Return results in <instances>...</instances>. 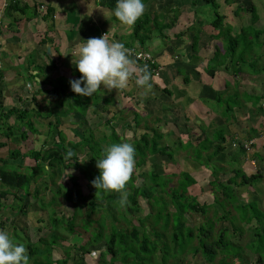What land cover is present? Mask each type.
Masks as SVG:
<instances>
[{
    "label": "trees",
    "instance_id": "obj_1",
    "mask_svg": "<svg viewBox=\"0 0 264 264\" xmlns=\"http://www.w3.org/2000/svg\"><path fill=\"white\" fill-rule=\"evenodd\" d=\"M96 1V4L99 6L112 8L111 10L115 9L117 3V0ZM148 1L142 0L144 4ZM201 2L213 7L215 18L210 25L213 29L220 30L217 33L219 36H211L212 38L216 37L217 43H213L214 51L205 63L213 64L220 59L217 66H223L226 69L230 66L231 69L228 74L231 75V78H236V81H239L237 80L239 74H248L252 71L249 69L244 73L241 69L244 66L240 62L244 60L247 53L254 51L253 37L257 40L261 33V30L253 29L251 26L258 20L256 8L253 5L246 8L238 4L234 10L232 20L238 18L241 12L249 13L251 24L247 27L242 25L235 26L236 29L234 30L236 31H233L231 24L222 25L224 19L223 15H219L217 12L216 8L219 5L217 0H201ZM223 2H228V0H223ZM18 8L17 0H7L5 8L7 11ZM173 10L171 9L172 12ZM160 17L164 21L162 15L159 13H144L137 20L132 29L137 38L143 36L142 39H138L140 46L146 40L145 36L151 33V28H149L152 27L150 19H153L155 29L158 28L160 30L159 34H157L159 37H164L162 30L166 27L171 28V23H167V25L161 23ZM45 18H48V14ZM141 31L145 33L143 34ZM182 35L181 31L177 34V38H181ZM198 38V34L191 36L192 53L197 51ZM249 39L252 41L250 40L251 42H249ZM41 44H43V41ZM256 51L259 52V50ZM260 56L258 55L257 59H254L255 63L251 67H256ZM31 60L32 63H35L33 57ZM54 65V62L49 61V68H53ZM2 71L0 72V76ZM42 71L45 70L43 69ZM259 72L261 71H257V73ZM243 82H239V86ZM229 84V79H227L225 86L228 87ZM81 86L83 87V84ZM67 90L68 86L61 87L56 85L52 89H47L46 92L49 91L56 94L64 92L65 108L68 109L60 111L59 115L55 117L49 114L41 117L42 114L38 113L40 118L48 121L47 130L42 135L47 138L49 134L55 133L52 145H46L45 141L40 148H35L33 145L24 154H20V151L14 150L11 152L12 157H14L12 154L16 153L23 160H27V162L24 161V165L22 166L24 172L19 173L16 170L0 171V186L2 188L5 186L10 187V189H16L17 192L23 191L26 195H30L37 200L38 204L44 209L50 208L59 199H62L64 205L66 203L71 205L72 213L64 216L67 221L61 219L62 223H56L55 219H53V229L57 231L62 227L64 230V237L60 240L55 239L52 241L54 243L53 246L60 248L59 246H63L64 244L65 256L66 253L70 254V250H74L75 252L77 250L80 251V256L75 262L76 264L82 263L84 256H90V247H100L102 246L100 244L104 245V250L99 251L98 258L104 259L108 256L110 264H183L186 258L190 257L196 260L199 259L205 264H234L235 262H238L237 264H248L247 251L256 254L257 262L263 264L264 211H259L254 201L244 204L239 203L237 189L233 188V190L232 185H230V183H233L234 186L247 185L254 187L257 181L262 180L263 176L260 171L246 174L243 172L241 165L238 164L236 168L232 169L234 174L227 180V183L220 181L218 176L224 169L217 167L213 158L225 151L224 144L227 142V139L223 132H217L213 136V141L206 138L200 139L198 145L196 144L192 148L193 160L195 162L199 161L201 152L213 149L212 152L206 155L204 164L202 163V165L203 168L210 171L211 177L208 180V187L214 189L212 187L216 186L221 191H219L220 195H216V192L213 191L210 203L202 202L200 196L189 194V189L197 184L196 179L192 176L193 172L188 173L185 170L175 173L171 172L170 168L169 171L166 169L168 163H173L174 154L173 150L168 147H163L160 150L159 141L163 136L158 133L156 128L151 129V134H148L147 129L149 128L145 124L143 132L139 136H136V132L131 130L129 121L122 118L121 112L108 116L110 113L107 112V108L103 109L112 104L113 99L111 97L100 98L98 92L91 97H84L75 94L70 88ZM225 92L217 90L214 100L220 105H224L225 110L229 112L233 107L221 103ZM244 95L245 99L249 97L248 92H245ZM73 98H76L78 102L76 108H79V110H76L75 105L70 103ZM251 99V97L248 98L246 102H250L253 107ZM101 104L105 107L101 108ZM15 110V108L8 110L9 115L14 114ZM27 112V110L17 111L16 116L18 120L20 119L22 122V118L26 116L25 113ZM89 112L93 117L102 120L100 124L102 128L100 126L89 127L87 120ZM1 116L5 117L7 114H2ZM132 116V122L138 128L140 126V119L137 114H133ZM51 118H54L56 122ZM60 119H70V121L68 120L69 123L74 120L73 125L78 126V129L81 130V137L68 141L63 133V129L56 127L60 125ZM113 121H117L120 124L119 128L115 129L112 127L111 123ZM123 123L125 124L124 129H122ZM30 127L31 129L34 128L36 134H38L36 126L31 122ZM54 129L55 131H53ZM119 129H122V133H118ZM128 133L131 134L129 139L127 136L124 137V134L127 135ZM20 137L26 143L30 135L23 131L20 133ZM74 137L77 136L74 135ZM124 140L134 145L136 163L132 178L125 189L127 192V202L124 207H120L118 203L120 193L101 192L99 196L95 197L96 189L92 186L91 182L100 174L99 169L96 167V160L102 158L103 149L110 144L123 142ZM213 142L217 143V145L213 146ZM46 146L47 148L45 149ZM69 149L75 152L76 155L71 159H66V153ZM157 155L166 157V161L159 160V169L161 167L162 170L156 169L152 164L154 161L151 162L149 159V157ZM243 156L244 150L241 149L239 155L234 157L230 161V164L234 165L233 162L244 158ZM253 158L263 160V157H260L259 154H253ZM155 159L160 158L155 157ZM73 172H77L82 176L80 179L85 183V194L82 193V186H79L78 178L76 175H73ZM175 177H177L176 185L168 187ZM41 178L43 182L34 188L33 193H30L31 182L36 183ZM64 180L68 181V186L63 184L62 181ZM138 180L140 184L137 186L136 181ZM10 189L9 191L0 192V198H3L1 196H6L5 198H7L8 195L16 196ZM49 194L51 198L47 199ZM70 194L72 195L70 196ZM139 199H144L145 206L139 203ZM227 206L233 207L234 214H230L226 210ZM210 209L213 211V217L208 218L206 222L198 226L187 223V217L191 214L201 212L205 215L209 213ZM219 212H222V215H219ZM236 212L241 215L238 222ZM46 215L48 219L47 212ZM233 220L236 221V226L230 223ZM218 221L229 222L230 227H217L216 223ZM37 222L43 223L45 221L39 218ZM253 222V227L247 229L249 230L247 231L249 241L242 245L241 239L246 233L242 224L250 225ZM36 232L40 233L41 228H37ZM83 234L87 235L85 241H82L81 244L72 243L70 245L67 237ZM44 239L40 238V241ZM52 248L51 245L49 247L46 246L41 252L42 254L38 255L35 242L28 241L27 250L29 256L36 259L35 264H67L68 258L65 256L60 259L53 258V261L48 259L49 261L37 263L38 256L41 258L42 255H48V258L50 257L51 259Z\"/></svg>",
    "mask_w": 264,
    "mask_h": 264
},
{
    "label": "crops",
    "instance_id": "obj_2",
    "mask_svg": "<svg viewBox=\"0 0 264 264\" xmlns=\"http://www.w3.org/2000/svg\"><path fill=\"white\" fill-rule=\"evenodd\" d=\"M96 2V0H17L19 8L7 11L5 9L7 0H0V62L3 64V71L0 76V171L16 170L19 173L24 172L22 166L24 165V161L27 162V160H23L21 157L17 156L16 153L12 154L14 155V157H12L11 152L18 150L20 154H24L28 149L33 147V145L35 146L40 138H42L41 146L44 144V139L46 137L42 135L44 132L42 127L47 130L48 121L39 117L38 113H43V110L39 109V107H45L44 104L52 105L53 103L52 100L48 102L47 97L50 98V95L46 92L48 88L46 84L49 82L48 79L54 82L52 78L55 77L56 70H58L57 74L66 80V83L70 80H78L81 78V74L73 63L78 59V57L73 54L76 45L83 43V41L86 42L89 38L102 37L103 33H107L110 41H119L124 44L126 48L132 46L145 50V42H151L152 37L149 38V35L148 39L144 40L142 46H140L138 39H142L143 36L137 38L133 32V26L131 28L122 26L115 18L111 10L112 8L109 9L99 6ZM27 11H30V13L27 14ZM47 14L48 18H45ZM162 18L164 19V17ZM165 31L167 30H162L164 36ZM261 32L264 33V30H261ZM155 35L157 36V34ZM213 35L215 34L211 36ZM215 36L213 37L215 38L214 42L217 43ZM158 38L160 39L161 37L158 36ZM160 40L157 45H152V47L149 46V48L154 47L156 51H158L160 45H162ZM42 41L43 44H41ZM47 47H49L50 50L49 55L46 54ZM262 49L263 47L261 50ZM164 51L154 55L157 65H160L163 70L160 72L159 77L153 78V87L150 92L145 94L143 89L138 88L136 84L134 85L135 82L130 81L128 88L123 92L114 93V97L119 96V98H123L121 100L122 104L126 102L128 105L126 107L129 109L134 107V111L131 112V115H138L140 125L143 123V126L145 124L147 125L146 120L141 119L142 116L150 117L151 124L148 123L149 125H147L149 128L147 129V133L151 134V129L156 128L158 133L163 136L159 141L160 150L163 147H168L173 150V163L167 165L166 169L169 171L170 168L171 172H173L171 166L173 167L178 163L179 169L177 173L185 171L180 164V160H183L181 159L182 157L187 158L186 160H190L197 165H199V163L201 165L202 163L204 164L206 155L212 152L213 149L211 148L209 151L201 152L199 161L195 162L193 160L192 148L196 144L198 145L200 139L206 138L213 141V136L217 132H223L227 139V142L224 144L225 151L213 158L217 167L223 168V166L218 165V163H220L218 158L222 154H225L226 151L231 149L237 150L234 157L239 155L241 148H239V146H232V143L236 140L240 143L247 141L254 142L249 151H244V158L251 151L253 154H259L260 157H264V137L256 138L258 133L261 134L264 131V125H260L259 130L254 126H250L240 135L229 130L230 135H228V127L234 128L233 125L237 123L238 112L245 109L247 113H255L251 110V108L254 109L252 104L245 101L242 102V109L233 108L229 112L226 111L224 105H220L214 100L217 90L223 93L226 90L225 93L228 94L227 89H224V87H226V82L224 81H227V79L223 78L221 79L222 81L219 80L218 83L215 80V74L219 71H213L212 73L209 71L206 74L205 68L201 65L205 63V59L203 58L200 63H197L199 58L195 56L197 60L195 59L196 62L193 63V55L191 53H186V51H184L185 53L183 54V56L186 57L184 59L186 64L180 63L179 68H176L174 67L176 60H173V62L170 61L171 56H167ZM261 56H264V53H262ZM32 57L35 63H32ZM49 61L55 63L53 68H49ZM180 66L183 68L184 66H200V69L191 70L189 68L188 71H183ZM15 67L17 68L16 71ZM218 67L223 66H217V68ZM43 69L45 71H42ZM229 69H231L230 66ZM261 71L260 74H263L264 67ZM182 72L185 76H182ZM189 72L195 73V78H198L199 75L201 76V73L205 74V77L203 79H198L196 82L185 83L184 79H187L186 75ZM219 74L225 75V73L222 72ZM234 79L236 81V78ZM237 80H239L236 81L237 85L239 82L241 83V81H244L241 86L237 87L238 94L248 92L250 95L255 92V84H252L253 81L251 77L246 73L239 74ZM245 82L247 83L245 84ZM204 86H207L205 90ZM257 88L258 87H256V89ZM99 91L100 98H108V96L104 95L106 89L103 85H101ZM226 94H224V98ZM262 97L263 96L260 95L261 101L264 100ZM198 99L200 101H198ZM261 107L263 106L261 105ZM13 108L16 109L15 113L9 115L8 110ZM23 110L28 111L25 113V118H30L28 122L33 123L38 130L37 136H30L26 143L25 141L23 142V138L20 137V130L14 131V128L17 126L20 127L22 123L20 119L18 120L16 112ZM227 112L228 114L226 115ZM2 114H7V116L3 117L1 116ZM29 114H31V117L27 116ZM32 114H34L35 117L32 116ZM227 116L231 118H226ZM12 118H14L15 121H12ZM25 118L22 119L26 120ZM249 118L247 120H249ZM51 119L56 122L54 118ZM66 120L67 119H60V125L55 126L63 129V131H73V128L76 127L73 125L74 121L72 120V122L69 123L70 119H68L69 121L67 120L68 122ZM128 120L126 119V121ZM17 121H20L19 124L16 123ZM231 122H233V124H230ZM254 129L255 132L253 133ZM183 130H186L187 135H184L185 132ZM53 131H55V129ZM63 133L67 138L65 132ZM54 138L55 133L52 139L53 141ZM74 138L75 137H73V139ZM67 140L70 141L68 138ZM46 143L47 142H45V144ZM261 143L263 144L260 147ZM46 145L51 146L52 144ZM216 145L217 143L213 142V146ZM46 148L47 146L45 149ZM180 154L183 155L180 156ZM155 157L160 158L161 161H166L165 156L161 157L157 155ZM155 157H149L150 161H155ZM244 158H240V161L243 162ZM202 166H200V171L201 168H203ZM160 170H162L161 167ZM200 171L198 173H196V171L192 173L197 184L189 189V194L190 191L193 190L192 188L195 187L199 189L200 194L193 195L200 196V199H204V197H207L204 196L207 188L211 193L212 189L208 187V182H201V176L197 175L202 174ZM207 177H210V172ZM42 182V178L38 179L36 183L32 182L30 187L34 186L35 188ZM204 185L205 187H203ZM203 188H205V190ZM9 189L10 187L4 186V188H2L0 186V192L9 191ZM10 190L12 193H15L16 196L13 197L8 195L7 198H5L6 196H1L3 198H0V230L6 231L9 236H12V234L18 231L24 232L25 236H29L30 239L29 234L37 235L34 228L37 226L36 223L38 222L36 220L38 219L37 217L34 218L27 215V203H24L25 201L27 202V199H24L23 204H21L22 198L26 194L23 191L17 192L16 189ZM28 198H30V195ZM30 200L34 202L32 197ZM17 201H19V203ZM36 203L38 204L37 200H35V205H37ZM29 206L33 207L31 203ZM35 209L41 211L37 209V207ZM29 227L30 233H28Z\"/></svg>",
    "mask_w": 264,
    "mask_h": 264
},
{
    "label": "rangeland",
    "instance_id": "obj_3",
    "mask_svg": "<svg viewBox=\"0 0 264 264\" xmlns=\"http://www.w3.org/2000/svg\"><path fill=\"white\" fill-rule=\"evenodd\" d=\"M233 1V2H232ZM236 3H235V2ZM217 2L219 3L217 9V12L219 13V15H223V22L222 25H225L227 23L231 24L233 26V31H236L234 29L235 26L238 25H242V26H248L250 25V21H251V16L249 13H240L238 18H235L234 20V10L237 7V5H241V6H245L246 8H249L250 5H253L256 9V13L258 16V20L256 21V23H254L252 26L253 29L256 30H264V0H228V2H223V0H217ZM146 10L144 13H155V14H161L162 17H164V21H162L161 17H160V21L161 23L167 25V23H171V28L166 27L164 33H165V38L161 37L160 39L158 38V36H156L155 34H159L158 32H160V30L157 28L155 29L154 25H153V19H150V24H152V27L150 30V37L151 38V42H145V50L147 49V51L149 50V52L152 54V56L154 57V55L161 53L162 51H164L166 53L167 56H171L170 61L173 62V60H176L174 63V67H178L180 63H184L186 64V61H184V59L186 58L185 56H183V54L185 53L184 51H186V53H191L194 57L192 58V62H196L197 58L195 56H197L199 58L197 63H200L201 59H205V61H207V58H210V56L212 55L214 49H213V43H214V39L212 38L211 35L215 34L217 35L218 32H220V30L218 29H213V27L210 25L211 22L214 20L215 18V14H214V9L213 7H211L210 5L204 4L203 2H201V0H149L146 4ZM171 9L173 10V12L171 11ZM112 12L114 13V10H112ZM27 14L30 13V11L26 12ZM176 16V17H175ZM84 20V19H83ZM228 25V24H227ZM45 31V30H44ZM182 31L183 35L181 36V38H177V34L180 33ZM143 34L145 33L144 31H141ZM200 35V37L198 38V45L196 48V52L192 53V49H191V36L193 35ZM149 36V35H148ZM148 36H145V39H148ZM252 37V36H251ZM126 38V37H124ZM159 40L161 41L162 45H160V49L158 51H156V48H149V46L152 47V45H157L159 43ZM251 39H249L248 41H250ZM263 42H262V41ZM139 43V41H138ZM184 43V44H183ZM253 50L251 53H247L244 57V60H242L240 62V64H242V71L245 73L247 70L251 69L252 71H250L247 75L251 77L252 79V84H255V92L253 94H250L248 98H252L251 102H253V107L254 109L251 108V110L255 113H247L245 111V109L241 110L240 112H238V116H237V123H235L233 125L234 128H230L228 127V131H234L236 132V134L240 135L242 134L244 131L247 130V128H249L250 126H254L257 130H259V126L260 125H264V100L261 101L260 95L263 96L262 98L264 99V73L260 74L263 70L264 67V56H260V59L258 61V63L256 64V67L253 68L251 67L252 64H254L255 60L257 59L258 55H261L262 53H264V33L261 32L260 36L258 37V39L256 40L255 37H253ZM263 43V44H262ZM224 47V46H223ZM263 47V49L261 50V48ZM256 50H259L256 51ZM180 57V58H177ZM196 59V60H195ZM220 62V59H218L217 61H215L213 64L210 63H202V67H204L206 74L210 71V73H212L213 71H219L217 74H215V80L218 81L221 79H229V86L228 87H224V89L227 88L228 94H226V97L223 98L221 100L222 104H228L230 106H232L233 108H238V109H242V102L247 101V99H245V95L244 94H238L237 93V87L239 86V84L237 85V82L231 78V75H229V67L226 69L224 67H218L217 68V63ZM191 66V65H190ZM190 66H184V68L182 66H180L181 69L184 70H189V68L191 70H196V69H200V66L196 67H190ZM16 67H15V71H16ZM217 69V70H216ZM57 71H55V77L52 78L54 79V82L50 81L47 82V89H52L53 86H68L71 89L70 83H66V80H64L63 78H61L58 74ZM166 71V70H165ZM257 71H261L259 73H257ZM225 73V75L223 74H219V73ZM165 73V72H164ZM209 73V74H210ZM193 74V75H192ZM77 75V74H76ZM183 72H182V76H183ZM195 73H188L186 75V80L185 83H191V82H196L198 81V79H203L205 77V74L201 73V76L199 75L198 78H195ZM185 76V75H184ZM231 78V79H230ZM250 79V78H248ZM222 81V80H221ZM134 82V81H133ZM227 82V81H224ZM135 85V83H134ZM211 85V84H209ZM153 87V86H152ZM204 90L207 88V86H204ZM212 87V86H211ZM256 87H258L256 89ZM46 89V90H47ZM63 93V94H62ZM61 94H56L53 92H47V94L50 95V98L47 97L48 102H51L52 100V105H46L44 104L45 107H39V109L43 110V113L40 112L39 114H42L41 117L45 116L46 114L51 115L52 117L58 116L60 111H63L65 109V94L64 92H62ZM114 93H117L115 90H112L111 92H109L106 89V93L104 95L111 97L112 100V104L109 106H103L101 104V108L106 109L107 108V112H109L110 114H108V116H111L113 113L117 114L119 112H121L122 118L124 120H128L130 123V127L131 130H134L136 132V136H139L142 133L143 130V124H141L138 128L136 126H134V122H132V115L131 112L134 111L133 108L131 107L130 109L126 106L127 103L125 102L124 104H122V99L123 98H119V96H115L114 97ZM98 94H100V91H98ZM249 94V93H248ZM103 95V94H102ZM256 96V97H254ZM101 97V96H100ZM104 98V97H103ZM125 101V98H124ZM198 101H200L198 99ZM73 103V105H75V108L77 107V100L76 98L71 99V102ZM201 103V102H199ZM263 107H261V105ZM37 110V109H36ZM76 110H79V108H76ZM105 112V111H104ZM72 114V113H71ZM31 114L27 115L28 117ZM32 116H34V114H32ZM252 116V117H251ZM15 117V116H13ZM35 117V116H34ZM229 116H227L226 118H228ZM251 117V118H249ZM25 118V117H23ZM221 118V116H220ZM231 117H229L230 119ZM249 118V120H247ZM26 119V118H25ZM27 118L26 120L22 121V123L20 124V127L17 126L14 128L15 130H20V133L25 131L27 133H29L30 136H37L36 132L34 130V128L31 129L30 127V123L28 122ZM142 120H146L147 125L151 124L150 121V117H146V116H142L141 117ZM224 119V118H223ZM88 125L91 128L94 127H98L100 126L102 128V126L100 125L102 123V120H100L97 117H93L92 114L89 112L88 114ZM100 120V121H99ZM12 121H15L14 118H12ZM74 121V120H73ZM233 121V120H232ZM20 121H17L16 123L19 124ZM149 123V124H148ZM112 127H114L115 129L119 128V123L118 122H112ZM230 124H233V122H231ZM23 127V128H22ZM258 127V128H257ZM121 128V127H120ZM125 128V124L122 126V129ZM122 129L118 130V133H122ZM42 130L45 131V129L42 127ZM184 131V130H183ZM230 131L229 134L230 135ZM65 132V134L67 135V138L69 140H73V135L77 136L75 138H80L81 137V130L78 129V126L73 128V131H69V130H65L63 131ZM70 132V133H69ZM184 135H187L186 130L184 131ZM209 132V130H208ZM261 132V131H259ZM73 133V134H72ZM41 135V134H40ZM51 135V136H50ZM48 136V138H45L44 140L47 142V144H52L53 142V137H54V133L50 134ZM131 134H124V137L127 136V138L129 139L131 136ZM209 135V133H208ZM73 136V137H72ZM264 137V131L260 134L258 133V135L256 136V138H262ZM48 139V140H47ZM35 142V141H34ZM41 142H42V138H40L38 140V143L35 144V148H40L41 147ZM264 142V139H263ZM263 143L260 144V147L262 146ZM233 146V145H232ZM178 148V146H177ZM254 149V148H253ZM237 150H229L226 151L225 154H222L221 156H219V160L220 163H218L219 166H223L224 171L220 172V175L218 176V178L220 179V181L227 183V180L233 176V171H231V168L234 169L238 166V164L241 165L243 172H245L246 174H251L254 173L256 171H260V173L262 174L263 178L262 180L257 181V183L255 184L254 187H250V186H239L236 185L234 186L233 183H230V185H232V189L236 188L237 189V196L239 197V203L244 204V203H249L251 201H254L257 205V209L259 211H264V157L262 158L263 160H257L256 158H253L252 154L253 152L251 151L250 153H248V155L245 156L243 162L240 161V159L235 160L233 164H230L229 162L231 161V159H233L234 154H236ZM183 154H180V156H182ZM191 158V157H190ZM204 158V157H203ZM180 160V164L182 165V167L184 168V170H186L187 172H194L196 171V173H198L200 171V166H202L200 163L199 165L192 163V161L190 160H186L187 158L182 157ZM83 160L85 161V159L83 158ZM160 159H155L154 163H152L156 169H159L160 166ZM153 161V160H152ZM151 161V162H152ZM170 163H168L169 165ZM148 166V165H147ZM146 166V167H147ZM151 167V166H150ZM203 167V166H202ZM172 171L173 172H178L177 170L179 169V165L177 163V165H174L173 167L171 166ZM160 170V169H159ZM202 172V174H197L198 176H201L200 180L201 182L205 181L206 183L208 182L209 178L207 177L210 171L205 170L204 168H201L200 173ZM30 173V172H29ZM204 173V174H203ZM73 175H76V177L78 178V183L79 186H82V193L85 194V183L83 181H81L80 177L82 178V176H80L77 172H73ZM206 175V176H205ZM211 177V175H210ZM176 181H177V177H175L173 179V182H170L168 187H174L176 185ZM63 184H66L68 186V181L64 180L62 181ZM32 183V182H31ZM137 186L140 184L139 180L136 181ZM205 187V185L203 186ZM212 188V193L211 191L207 188L206 194L204 196V199H201L202 202H207L210 203L211 202V198L213 197V191L216 192V195H220V189L218 190V188L216 186H213ZM193 190L190 191V194H200L199 189L198 188H192ZM205 190V188H203ZM234 190V189H233ZM34 191V186L30 187V193H33ZM220 191V192H219ZM211 193V194H210ZM72 194H70L71 196ZM211 195V196H210ZM31 198V196H30ZM30 198H28V195H24V197L22 198V202L21 204H23L24 199H27V215H30L31 217H34L37 219H44L45 222L43 223H36L37 226L36 228H34L35 230L37 228H41V232L37 233V235L35 236L34 234H29L30 235V239L29 236H25L24 232H15L14 234H12V236H10V238L13 240L14 243L17 244H23L26 249L28 248V241L30 242H35V247L38 251V255L42 254L41 252L43 251V249L46 246H52V258L50 259V257L48 258V255H42V261L41 258L38 256L37 258V263L39 262H44V261H51L53 258L54 259H60L62 257L65 256V246L63 244V246H59L60 248H58L57 246H53L54 243L52 241H54L55 239L60 240L62 239L64 236V230L62 227L59 228V230H54L53 229V219H55L56 223H62L61 219L67 221L64 216L65 215H69L70 213H72V209H71V205L66 203V205H64V202L62 201V199H59L58 201L55 202V204H53L50 208L48 209H44L40 204L35 205V199L32 198V200H34V202H32L30 200ZM51 195L49 194L47 199H50ZM29 201V202H28ZM19 203V201H17ZM30 203L33 205V207H30ZM139 203L142 206H145L144 203V199H139ZM37 207V209L41 210V211H37L35 208ZM254 209V208H253ZM223 210V209H222ZM226 210L228 212H230V214H234L233 211V207L232 206H227ZM250 210V209H249ZM30 212V214H29ZM46 212L48 214V219L46 218ZM64 212V214H63ZM237 214V212H236ZM219 215H222V212H219ZM213 217V211L212 209H210L209 213H206L205 215L202 214L201 212L198 213H194L191 214L189 217H187V223L188 224H192L195 226H198L199 224L206 222V220L208 218H212ZM236 219L237 222L239 220V218L241 217L240 214L236 215ZM67 218V217H66ZM32 219V218H31ZM233 219V218H232ZM37 221V220H36ZM27 222V221H26ZM133 223L135 225L136 222L133 221ZM230 223L234 226H236V221H230ZM28 224V222H27ZM254 222L251 223L250 225H245L242 224V226L244 227V230L246 231V233L243 235L242 239H241V243L242 245L246 242L249 241V235L247 233V229L253 227ZM29 226V224H28ZM216 226L220 227V226H227L230 227L229 222L223 221V222H217ZM51 228V229H50ZM19 230V229H18ZM30 227L28 229V233H30ZM40 231V230H39ZM32 233V232H31ZM66 235V234H65ZM86 234L80 235V236H69L68 241L70 242V245L72 243H77V244H81L82 241L86 240ZM40 238H45L44 240L40 241ZM74 238V239H73ZM38 241V242H37ZM102 246H97V247H90L89 248V255H86L83 257V261L80 264H110L109 263V257L106 256L104 259L103 258H98V253L99 251H103L104 250V245L100 244ZM27 254L29 256L28 250H27ZM37 256V255H36ZM80 256V251H74V250H70V254L66 253V256L68 258L67 260V264H76V259H78ZM247 256H248V264H262L257 262V258H256V254L251 253L250 251H247ZM30 259V264H35V258L29 256ZM49 259V260H48ZM53 261V260H52ZM238 262H235L234 264H237ZM115 264H120V263H115ZM183 264H205L202 261H200L199 259H194L192 257L190 258H186V260L183 262ZM264 264V262H263Z\"/></svg>",
    "mask_w": 264,
    "mask_h": 264
},
{
    "label": "clouds",
    "instance_id": "obj_4",
    "mask_svg": "<svg viewBox=\"0 0 264 264\" xmlns=\"http://www.w3.org/2000/svg\"><path fill=\"white\" fill-rule=\"evenodd\" d=\"M145 10L146 6L142 0H117L113 14L122 26L131 28L143 16ZM128 48L119 41H110L107 33L76 45L73 54L78 59L73 63L81 78L69 81L71 90L79 96L91 97L99 91L101 85L109 92H123L128 88L129 82L134 81L145 94L150 92L153 74L147 64L140 65L137 62ZM237 141L233 143L242 149ZM247 142H252L251 149L254 142ZM75 155L76 153L69 149L65 158L71 159ZM135 163V148L131 142L124 140L105 147L102 158L96 160L100 174L91 182L96 189L95 197L101 192L120 193L118 203L120 207H124L127 202L125 189L132 178ZM0 264H30L26 247L22 243H14L3 230H0Z\"/></svg>",
    "mask_w": 264,
    "mask_h": 264
},
{
    "label": "built area",
    "instance_id": "obj_5",
    "mask_svg": "<svg viewBox=\"0 0 264 264\" xmlns=\"http://www.w3.org/2000/svg\"><path fill=\"white\" fill-rule=\"evenodd\" d=\"M102 35H104V33ZM128 49L132 52L134 58L137 60V62L140 65L147 64L149 66V69L152 72L154 78H157L160 76V72L162 71V67L160 65H157L155 59L153 58V56L150 52L145 51L143 49H137L135 47H131ZM2 69H3V64L0 62V72L2 71ZM251 144H252V142H244V143L239 142V145L245 151L250 150ZM233 147H238V144L233 143Z\"/></svg>",
    "mask_w": 264,
    "mask_h": 264
},
{
    "label": "water",
    "instance_id": "obj_6",
    "mask_svg": "<svg viewBox=\"0 0 264 264\" xmlns=\"http://www.w3.org/2000/svg\"><path fill=\"white\" fill-rule=\"evenodd\" d=\"M46 54L49 55L50 54V50L49 47L46 48Z\"/></svg>",
    "mask_w": 264,
    "mask_h": 264
}]
</instances>
